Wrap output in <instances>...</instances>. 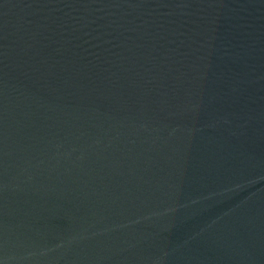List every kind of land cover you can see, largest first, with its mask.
I'll use <instances>...</instances> for the list:
<instances>
[{
    "label": "water",
    "instance_id": "water-1",
    "mask_svg": "<svg viewBox=\"0 0 264 264\" xmlns=\"http://www.w3.org/2000/svg\"><path fill=\"white\" fill-rule=\"evenodd\" d=\"M0 264H264V0H0Z\"/></svg>",
    "mask_w": 264,
    "mask_h": 264
}]
</instances>
